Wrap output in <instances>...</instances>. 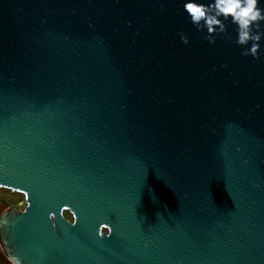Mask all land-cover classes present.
Masks as SVG:
<instances>
[{
    "label": "water",
    "instance_id": "95a60500",
    "mask_svg": "<svg viewBox=\"0 0 264 264\" xmlns=\"http://www.w3.org/2000/svg\"><path fill=\"white\" fill-rule=\"evenodd\" d=\"M255 8L241 29L218 0H0L11 264H264Z\"/></svg>",
    "mask_w": 264,
    "mask_h": 264
},
{
    "label": "clouds",
    "instance_id": "9594fccd",
    "mask_svg": "<svg viewBox=\"0 0 264 264\" xmlns=\"http://www.w3.org/2000/svg\"><path fill=\"white\" fill-rule=\"evenodd\" d=\"M188 4L192 5L191 9L188 7ZM256 4L257 0H247L246 5L244 6L241 5L239 0H218L221 12L226 15L232 14L235 22L239 24L241 29H247L251 21L261 18L260 10L255 8ZM186 10L194 19H199L205 16L202 7L191 2L186 4ZM207 23L212 24L213 21L208 20ZM217 23H219V21H217ZM239 39L241 43H244L248 39V32L241 31ZM252 51L255 52L256 48L253 47Z\"/></svg>",
    "mask_w": 264,
    "mask_h": 264
},
{
    "label": "rangeland",
    "instance_id": "374dc122",
    "mask_svg": "<svg viewBox=\"0 0 264 264\" xmlns=\"http://www.w3.org/2000/svg\"><path fill=\"white\" fill-rule=\"evenodd\" d=\"M0 203V215L4 209H6L5 207L8 206L16 208L17 210H22L24 195L23 193L11 192L8 189L0 188Z\"/></svg>",
    "mask_w": 264,
    "mask_h": 264
},
{
    "label": "crops",
    "instance_id": "0c3cea01",
    "mask_svg": "<svg viewBox=\"0 0 264 264\" xmlns=\"http://www.w3.org/2000/svg\"><path fill=\"white\" fill-rule=\"evenodd\" d=\"M0 264H11V262L7 260L1 249H0Z\"/></svg>",
    "mask_w": 264,
    "mask_h": 264
},
{
    "label": "flooded vegetation",
    "instance_id": "af4514ba",
    "mask_svg": "<svg viewBox=\"0 0 264 264\" xmlns=\"http://www.w3.org/2000/svg\"><path fill=\"white\" fill-rule=\"evenodd\" d=\"M1 204V203H0ZM23 206H24V204H23ZM23 206H22V208H23ZM6 209L8 208V207H5ZM5 210V209H4ZM68 215V216H67ZM63 216H64V218L67 220H71V217H70V214H69V212L67 211V212H63Z\"/></svg>",
    "mask_w": 264,
    "mask_h": 264
},
{
    "label": "snow or ice",
    "instance_id": "6c2138e0",
    "mask_svg": "<svg viewBox=\"0 0 264 264\" xmlns=\"http://www.w3.org/2000/svg\"><path fill=\"white\" fill-rule=\"evenodd\" d=\"M188 7L191 9L192 8V5L191 4H188Z\"/></svg>",
    "mask_w": 264,
    "mask_h": 264
}]
</instances>
